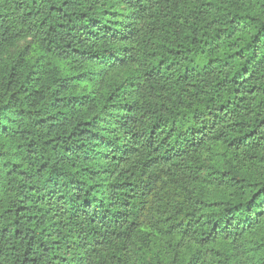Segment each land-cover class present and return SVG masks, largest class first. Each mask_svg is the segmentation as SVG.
Masks as SVG:
<instances>
[{"label":"trees","instance_id":"trees-1","mask_svg":"<svg viewBox=\"0 0 264 264\" xmlns=\"http://www.w3.org/2000/svg\"><path fill=\"white\" fill-rule=\"evenodd\" d=\"M0 264H264V0H0Z\"/></svg>","mask_w":264,"mask_h":264}]
</instances>
